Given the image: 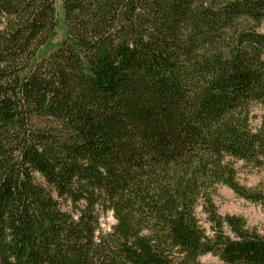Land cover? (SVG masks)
<instances>
[{"label": "trees", "instance_id": "obj_1", "mask_svg": "<svg viewBox=\"0 0 264 264\" xmlns=\"http://www.w3.org/2000/svg\"><path fill=\"white\" fill-rule=\"evenodd\" d=\"M263 28L264 0H0V264H264L214 201L264 203Z\"/></svg>", "mask_w": 264, "mask_h": 264}, {"label": "rangeland", "instance_id": "obj_2", "mask_svg": "<svg viewBox=\"0 0 264 264\" xmlns=\"http://www.w3.org/2000/svg\"><path fill=\"white\" fill-rule=\"evenodd\" d=\"M61 0H59V5ZM264 33V28L262 30ZM65 24L63 12L60 16L58 35L53 42V47L59 45L65 39ZM52 48L44 49L39 58L50 53ZM249 110L251 113V127L253 130L264 128V51L257 52V63L249 85L248 96ZM238 182L251 189L264 193V169L255 168L243 162L236 164ZM219 214L222 216L234 215L244 219L250 229H256L264 234V203H251L238 197L231 189L219 186L214 197ZM197 216L202 221L204 216L201 210H197ZM102 227L108 231L114 224V219L109 213L101 218ZM199 264H225L217 257L208 254L199 259Z\"/></svg>", "mask_w": 264, "mask_h": 264}]
</instances>
